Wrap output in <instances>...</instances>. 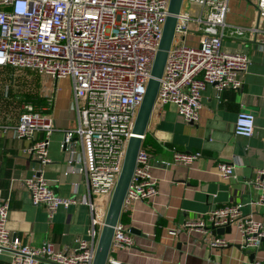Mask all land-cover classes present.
<instances>
[{
	"label": "built area",
	"instance_id": "built-area-1",
	"mask_svg": "<svg viewBox=\"0 0 264 264\" xmlns=\"http://www.w3.org/2000/svg\"><path fill=\"white\" fill-rule=\"evenodd\" d=\"M228 2L183 0L159 79L154 112L173 104L185 122L195 123L206 87L214 88L217 96L227 89L242 90L252 60L246 54L222 49L225 36L242 38L247 30L241 26L227 28ZM168 3L169 0H0V70L29 69L54 80H71L76 124L63 130L60 148L69 153L66 173L82 172L88 195L99 194L109 200L116 184ZM255 3L259 17L264 19V0ZM256 30L261 32L259 44L264 48V25ZM21 100L17 121L7 126L17 138L30 142L24 153L37 166L31 176L24 178L23 185L31 204L45 206L51 220L60 207L68 208L80 199L74 190L69 196L59 195L42 175V167L50 161L48 148L56 130L48 112L51 99L27 96ZM254 119L252 112L241 110L233 134L252 137ZM74 139L79 141L80 151L75 149ZM201 156L199 151L174 150L172 160L161 163L189 165ZM239 164L237 158L219 161L215 170L221 179L228 180L235 176L234 169ZM152 166L149 153L141 145L122 209L156 196L158 182L152 175ZM249 183L258 191L255 206L263 208L258 219L244 213L241 203H229L216 206L197 220L183 222L182 227L210 236L211 228L229 225L241 234L244 250H258L264 244V169H257ZM82 201L91 203L87 196ZM9 218L10 201L0 194V255L9 253L12 264H40L42 259L49 264L92 263L97 235L94 228L88 232L90 238L76 237L72 249L62 251L51 243L37 247L23 243L9 230ZM167 233L176 235V228H169ZM210 237L211 249L228 245L223 235ZM133 243L128 228L118 221L106 264H121L111 252L131 248Z\"/></svg>",
	"mask_w": 264,
	"mask_h": 264
},
{
	"label": "crops",
	"instance_id": "crops-1",
	"mask_svg": "<svg viewBox=\"0 0 264 264\" xmlns=\"http://www.w3.org/2000/svg\"><path fill=\"white\" fill-rule=\"evenodd\" d=\"M225 22L228 29L230 26L247 29L242 38L225 36L222 40L223 50L246 54L252 60L243 88L237 92L227 89L217 96L214 88L206 87L195 123L185 122L173 104L165 105L160 112L152 111L142 145L151 157L158 192L150 201L138 200L122 209L119 221L128 228L134 243L131 248L111 252L121 264H251L264 261V244L255 251L244 250L241 234L234 227L223 234L228 241L226 247L211 249L208 242L214 234L204 235L181 225L223 204L241 203L242 211L256 219L263 211L262 207L255 206L258 191L249 182L257 169H264V48L259 44L261 32L256 30L263 28L264 19L258 15L255 0H229ZM7 69L0 70V75ZM69 81L71 83L70 78H60L51 82L48 76L39 75L38 90L33 93V97L51 99L48 112L56 128L48 148L50 161L42 167V175L59 195L69 196L74 190L80 199L68 208L60 207L51 220L45 206L31 204L23 185L24 178L31 176L37 163L24 153L30 142L17 138L7 126L17 121L20 105L13 112L5 110L2 102L9 94L3 98L0 90V194L10 201L9 230L31 247L51 243L56 249L70 251L76 237L90 238L88 232L92 228L98 233L108 204L103 195L87 194L82 172L66 173L69 153L60 148V143L63 130L76 124L71 85L66 88ZM241 110L254 114L255 130L250 138L233 134V125ZM74 141L75 149L80 151L79 141ZM174 150L199 151L202 156L189 165L163 166L162 161L172 160ZM234 158L241 163L234 169L235 176L221 179L215 170L216 163L230 162ZM85 196L90 204L83 203ZM172 227L177 232L174 236L167 233ZM251 254L254 255L252 260ZM0 264H12L9 253L0 255ZM40 264L49 263L42 259Z\"/></svg>",
	"mask_w": 264,
	"mask_h": 264
},
{
	"label": "water",
	"instance_id": "water-1",
	"mask_svg": "<svg viewBox=\"0 0 264 264\" xmlns=\"http://www.w3.org/2000/svg\"><path fill=\"white\" fill-rule=\"evenodd\" d=\"M182 3L183 0H169L167 15L163 24L158 48L154 56L150 77L137 110L132 135L129 137L126 145L121 171L109 197L100 229L96 235L95 252L91 264H106L114 227L119 221L123 199L134 171L137 152L142 145L146 127L153 111V105L159 87V79L162 76L166 57L173 41L177 15L181 9ZM230 231L231 226L229 225L211 228V233L214 235H223ZM253 257L254 255L251 254L250 259L252 260Z\"/></svg>",
	"mask_w": 264,
	"mask_h": 264
},
{
	"label": "rangeland",
	"instance_id": "rangeland-1",
	"mask_svg": "<svg viewBox=\"0 0 264 264\" xmlns=\"http://www.w3.org/2000/svg\"><path fill=\"white\" fill-rule=\"evenodd\" d=\"M187 2L184 3L183 9H185ZM192 11L194 8L191 9ZM0 84V90H2L3 98L6 97L5 94H9V98H4L2 105H4L5 110L13 112L21 103L22 97H27L29 95L33 96L37 89V79L38 73L29 69H12L8 68L2 72ZM45 76V75H44ZM48 80L53 82V79L48 77ZM42 84V83H41ZM71 85L70 81L66 83V88ZM71 87V86H70ZM10 88L8 91L7 89ZM55 137L53 134L50 138L52 141Z\"/></svg>",
	"mask_w": 264,
	"mask_h": 264
},
{
	"label": "trees",
	"instance_id": "trees-1",
	"mask_svg": "<svg viewBox=\"0 0 264 264\" xmlns=\"http://www.w3.org/2000/svg\"><path fill=\"white\" fill-rule=\"evenodd\" d=\"M142 147L144 148V146L142 145ZM145 149V148H144Z\"/></svg>",
	"mask_w": 264,
	"mask_h": 264
}]
</instances>
